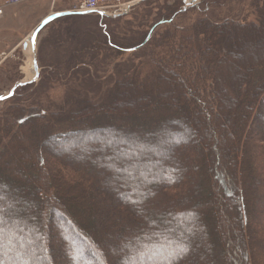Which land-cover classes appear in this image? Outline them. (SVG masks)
Segmentation results:
<instances>
[{
    "label": "trees",
    "instance_id": "trees-1",
    "mask_svg": "<svg viewBox=\"0 0 264 264\" xmlns=\"http://www.w3.org/2000/svg\"><path fill=\"white\" fill-rule=\"evenodd\" d=\"M220 1L211 5L227 2ZM261 2L252 4L255 21L248 24L216 18L218 23L211 25L201 13L191 25L180 26L172 22L188 10L171 15L168 9L144 36L107 33L104 21L115 18L99 15L98 23L71 14L47 24H58L47 43L53 51L47 78L58 83L84 77L86 90L98 96L100 104L90 103L85 93L62 113L39 107L24 111L14 98L30 84L2 101L7 106L0 113L1 264H50L35 255V251L49 255V246L60 264H93L86 253L90 244L101 252L97 264H264V59L248 64L240 78L227 71L238 95L229 88L224 91L209 66L225 54L224 39L219 37L228 36L223 28L238 37L263 28ZM202 4L190 8L192 13L206 10L208 2ZM158 27L162 31L154 32ZM63 40L69 44L64 57L58 52ZM127 53L138 62L114 64L116 80L146 85L155 70L160 76L153 78L166 92L170 88L164 76L175 79L185 110L179 111V121H173L177 128L171 122L147 131L140 126L109 127L98 119L87 122L85 112L101 115L111 106L121 115L119 104L103 98L104 80L96 69L107 71ZM111 75L105 79L115 92L119 85ZM243 96L246 101L240 108ZM236 110L241 111L237 128L227 132L223 126L233 125L229 119ZM189 111L191 125L186 121ZM221 112L227 120L220 124L216 119ZM196 123L205 126L199 141L193 135V129L199 131ZM221 126L219 136L215 128ZM153 131L169 138V151L160 150L165 140ZM24 132L32 138L30 143ZM87 137L95 144L74 149ZM133 138L139 148L127 146ZM197 144L201 150L195 149ZM9 178L15 185H9ZM26 190H31L30 198ZM12 191L24 193L30 205L21 208L7 195ZM200 194L207 203L191 205ZM20 216L29 220L22 226L24 233L18 231ZM26 230L31 232L28 244L34 246L35 256L26 250ZM198 244L203 245L201 255L195 254ZM215 247L221 249L218 254Z\"/></svg>",
    "mask_w": 264,
    "mask_h": 264
},
{
    "label": "rangeland",
    "instance_id": "rangeland-1",
    "mask_svg": "<svg viewBox=\"0 0 264 264\" xmlns=\"http://www.w3.org/2000/svg\"><path fill=\"white\" fill-rule=\"evenodd\" d=\"M135 1H137V3L130 6V8L122 16L115 17V20L104 21L107 27H109L108 29L105 28L106 26L103 23L104 19L102 18L101 23H103V28H105L107 33L114 32L116 34L119 33L121 34V33H125L126 31L129 33L140 34L144 36L148 32L150 26H152L154 23L159 21L162 18L161 16L165 15L168 9L171 10L170 14L172 15V13L175 12L174 10L178 11L181 10L182 8L188 10V12L184 13L182 17L177 15L174 18L172 24H176L180 26L182 23L185 24V26L191 25V22L197 19L201 13L207 15V17L211 19V21L213 22L211 23V25L217 24L218 23L217 20L219 19L220 22H222L225 19L229 21H236V22H241L243 24H248L255 21L253 8H251L252 4L258 2L260 6V4L262 3L261 1L263 0H223L220 2H226V1L227 2L220 6H216L213 4L211 5V3H213L216 0H199V2L196 5L189 6L188 8L187 7L185 8L180 0H140V1L124 0L125 3H129V4ZM205 1L208 2L206 10H202L203 8H201V10H199L200 11L199 14L192 13L194 11L191 9H198L197 7L200 4V2L201 5L204 7L205 5H203L202 3H205ZM11 9H14L12 14L15 11V15L17 14L16 16H18V14L20 15L23 14L24 17L17 21L14 18L12 23L9 22L11 20L7 19V17H5L4 19L2 18L0 19V96L7 95L15 84L23 81L24 79H30L27 77V74L25 72L26 64L27 62H29L28 60L30 57L29 55L31 56L33 55L31 51V42H29L28 36H30V34L33 32L36 26L39 25L40 21L48 14L60 13L70 10L71 4L66 1H57L53 5L52 2L49 0H35L34 5L20 3L17 6L12 7ZM82 17H90L94 19L96 23L100 22L99 21L100 18L96 15L90 16L89 14V15H83ZM216 18L218 19L216 20ZM263 21H264V17H263ZM56 25L58 24L55 23L53 25H48V26L46 24L39 31L35 39L34 48H35V57L37 61V66H38V78L29 86L26 85V87H23L21 91H18L14 98L15 100L18 101L19 106L24 108L23 109L24 111H26L28 107L33 108L34 110L35 107H39L40 109H42V111H46V112L59 111L62 113V111H65L69 107V105L72 104L74 101H81L83 98L81 94H85V93L87 94V98L90 103L92 104L95 103V105L100 104L98 96H96L94 93H91L92 91L90 92L86 90L87 88L84 85V77L83 78L75 77V79L71 78L70 81L66 79V81L62 80L61 82L58 83L50 81L47 78V73L50 72L47 68L48 65L53 60V51L51 50V48H47V43L52 39L54 35V31L57 28ZM160 28L158 27L154 32L162 31L159 30ZM223 30L225 32L226 31L228 32V36H226L225 33H222V35L219 36L224 39L223 45H224L225 54L218 62H211L209 66L212 72L214 71L215 73H217L216 75H218L219 77L220 87L224 91H227V88H229L232 90V92L235 95H238L239 92L236 90L235 82H230L227 75L229 73L231 75L233 74L237 76V78H240L242 77V74L246 71V66L248 64H253L254 62H258L264 59V25L263 28L256 30L253 33L243 31L241 34L239 33L240 37L237 36L234 30H229V29L226 30L224 28ZM24 41H27L26 49L22 48V44L24 43ZM61 44L62 45L59 48L58 52H60L59 53L60 56L64 57L65 55L64 51L65 52L67 51L69 44L68 41H64V40ZM28 47L30 49H28ZM226 52L228 55L226 54ZM131 55L132 54L127 53L119 56L116 60H114L110 64L109 69L107 71L102 70V68L100 67L96 69L97 76L103 77L102 80H104L101 84L103 91L102 92L103 98L109 97L111 99L110 103L112 104L114 103L117 105L119 104L118 111L121 115L116 114L114 108L111 106V108L107 113L102 112L101 115L88 113V111L85 112V118L87 117V122L92 123L94 119H98V120H104L106 125H108L109 127L113 126L115 128H122L123 126L125 127L140 126L141 128L144 129V131L152 129L153 127H156L157 125H160L164 122L166 123L171 122L169 124H171L172 127H176L174 122L176 121V119L177 121L181 119L178 115L179 111L184 112L185 110H183V105L181 104L182 97L178 92L175 79L164 76L166 78V84L170 88L169 90H166V92L160 90L157 84L159 81L158 78L157 79L153 78L154 74L156 75L158 73L155 70L152 71L153 75L152 74L149 75L150 78H152L151 82L146 83V85H142V86H139L137 81L135 82L132 81L131 79H128V81L125 79L121 80L119 78L117 80L115 79L117 76L114 75L113 72L114 64H116L117 62L123 64L133 59H135L133 60L134 63L138 62V60L136 58H133V56ZM93 65H95V63H93ZM117 69H119V67L114 68V70ZM31 70L33 74L31 77L32 79L34 78L32 63H31ZM110 74H112L111 76L113 77V79L116 80V82L118 81L117 83L119 86L115 90V92L114 90L113 91L109 90L111 84L107 79H105ZM158 76H160V73L157 74V77ZM254 78L255 76H253V79ZM187 93H189V91H187ZM183 95L185 96L186 94L184 93ZM244 98H245L244 96L242 98L240 97V108L246 101ZM187 100L189 103L191 102V98L190 99L187 98ZM6 106H7L6 104L0 102V113L3 110H5ZM173 106L176 107L174 108ZM24 111H21L20 115L24 114L23 113ZM126 112L130 114L126 115L127 114ZM239 112L241 113L240 110H236L233 116L230 117L229 120L230 122L233 123L232 126L229 125V123L228 125L223 126V129L225 131L228 132L230 129L233 132L236 130L240 115ZM91 115H93L94 118L90 117ZM196 116H197L196 114L195 115L193 114L192 119L194 120V122H197ZM204 116H203L204 120H206L207 122L209 117L207 115ZM216 120L220 121L221 124V122L226 121L227 118L225 114L221 112V114L217 116ZM186 121L188 122V124L191 125V111H189ZM196 125L198 126L199 131L195 132L194 129L192 128L193 135H194V140L197 139L199 141L200 138L199 133H201V130L205 129V126L203 124L199 125L198 123H196ZM210 126L213 125L211 124ZM84 128L87 127L84 126L81 129ZM215 130L218 133L217 135L220 136V133L222 131V126L216 127ZM24 134L27 137L26 141L30 143L32 138L27 132H24ZM105 134L106 133H103V135ZM151 134H154L155 137H159L160 132L153 131ZM160 137H162L165 140L163 142L164 145L160 150L164 152L169 151V146H168L170 145L168 142L169 138H167L164 135H160ZM91 139L92 137H87L86 139H84L86 143L84 144L81 143L79 145H76L74 146V149L83 150L85 147H89L90 144L92 145L95 144ZM214 139L218 143V139H216L215 137ZM88 140L91 141L87 142ZM201 141L204 143L203 139H201ZM47 146L49 147V145ZM127 146L128 147L137 146V148H139L140 142L138 141L137 138H133L132 141L128 143ZM195 149L201 150L200 145L197 144V147ZM121 150L123 149H120L118 151L120 152ZM8 183L9 185L11 184L15 185L14 184L15 182L12 178L8 179ZM26 191L24 193H26V195H28V197L30 198L31 196L29 195L31 194L30 193L31 190L27 192ZM22 194L21 192L18 193L17 191H12L7 195H10L12 201L13 200L18 201L21 208H24L30 203V200H28V198L24 197ZM204 203H207V201H205V195L203 194H200V196H198L197 199L191 201V205H197V204L200 205ZM37 208L40 209L39 205H37ZM46 219L47 218H44L43 221H46ZM19 221L21 222L20 224L21 228H19L18 231L21 232L23 231L22 226L24 222L29 220L24 219L23 217L20 216ZM53 221L55 225H58L60 223V221L55 216H53ZM207 221L209 220L206 219L205 222ZM25 232H26L25 243L28 244L30 241L31 232H27V230ZM29 245L30 244H28L27 247L28 249L26 250L29 251V254L32 255H34L36 252L35 255L38 261H43L46 258L49 259L50 264H60V262L59 261L57 262L56 258L52 255L51 246H49V255H48L46 252L37 253V251H35L34 246L30 245L29 247ZM48 245H50V243H48ZM55 245L57 246V243H55ZM202 247H203L202 244H198V250H196L195 252L196 255L202 254ZM214 251L215 254H218V252H220L221 249L215 247ZM86 253H90L91 259L94 261L93 264L99 263V253H101L100 250H97L94 246L90 244V247L86 249ZM238 255H239V251H238ZM40 257L43 260H39ZM1 258L3 257L0 254V259Z\"/></svg>",
    "mask_w": 264,
    "mask_h": 264
},
{
    "label": "built area",
    "instance_id": "built-area-1",
    "mask_svg": "<svg viewBox=\"0 0 264 264\" xmlns=\"http://www.w3.org/2000/svg\"><path fill=\"white\" fill-rule=\"evenodd\" d=\"M55 1V0H52ZM71 4L73 12H102L108 16L117 15L126 9L123 0H67ZM20 3V0H3L4 6H12ZM0 8V17L2 16Z\"/></svg>",
    "mask_w": 264,
    "mask_h": 264
},
{
    "label": "water",
    "instance_id": "water-1",
    "mask_svg": "<svg viewBox=\"0 0 264 264\" xmlns=\"http://www.w3.org/2000/svg\"><path fill=\"white\" fill-rule=\"evenodd\" d=\"M137 2H133L131 3L129 6H128V9L130 8V6H132L133 4H135ZM71 13L70 12H64V13H56V14H53V15H49L48 17H46L35 29L34 31L32 32L31 34V40L29 42H31V51L33 53V58H32V67H33V71H34V78L28 80V81H21L17 84L14 85V87L11 89L10 93L8 96H11L14 92V90L18 87H21V86H24L25 84H28V83H31V82H34L37 80L38 78V66H37V61H36V57H35V48H34V43H35V39L37 37V34L39 33V31L42 29V27H44V25H46L48 22L54 20L55 18L57 17H61V16H65V15H70ZM104 15V14H103ZM22 48L23 49H26L27 48V41H24V43L22 44ZM6 97H2L0 98V101L4 100Z\"/></svg>",
    "mask_w": 264,
    "mask_h": 264
},
{
    "label": "crops",
    "instance_id": "crops-1",
    "mask_svg": "<svg viewBox=\"0 0 264 264\" xmlns=\"http://www.w3.org/2000/svg\"><path fill=\"white\" fill-rule=\"evenodd\" d=\"M22 4H28V5H34L35 4V0H22V2H21ZM20 6H22V5H20ZM12 8V7H11ZM11 8H6V9H4V14H3V17H2V19H4L5 17H7V19H10L11 21H9V22H11L12 23V21L14 20V18H15V20L17 21V20H19V19H22L24 16H23V14H18V16H16L15 15V11H14V13L12 14V12H13V10L14 9H11ZM45 11H47V10H45ZM11 15H12V17H11ZM16 16V17H15ZM20 16V17H19ZM42 19V18H41ZM35 26V25H34Z\"/></svg>",
    "mask_w": 264,
    "mask_h": 264
},
{
    "label": "bare ground",
    "instance_id": "bare-ground-1",
    "mask_svg": "<svg viewBox=\"0 0 264 264\" xmlns=\"http://www.w3.org/2000/svg\"><path fill=\"white\" fill-rule=\"evenodd\" d=\"M28 38H29V41L31 40V38H30V36H28ZM28 49H30L29 47H28ZM30 57H29V62H27V64H26V67H25V72H26V74H27V77L28 78H30L31 79V77H32V70H31V61H32V58H33V56H31V55H29ZM30 79H24L23 81H28V80H30Z\"/></svg>",
    "mask_w": 264,
    "mask_h": 264
}]
</instances>
